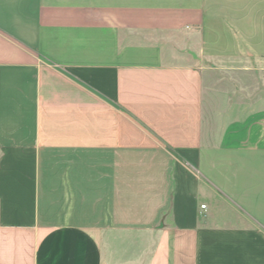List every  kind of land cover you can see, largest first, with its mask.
<instances>
[{
	"label": "crops",
	"instance_id": "crops-1",
	"mask_svg": "<svg viewBox=\"0 0 264 264\" xmlns=\"http://www.w3.org/2000/svg\"><path fill=\"white\" fill-rule=\"evenodd\" d=\"M0 264H264V0H0Z\"/></svg>",
	"mask_w": 264,
	"mask_h": 264
},
{
	"label": "built area",
	"instance_id": "built-area-1",
	"mask_svg": "<svg viewBox=\"0 0 264 264\" xmlns=\"http://www.w3.org/2000/svg\"><path fill=\"white\" fill-rule=\"evenodd\" d=\"M201 208L203 209V208H204V206H201Z\"/></svg>",
	"mask_w": 264,
	"mask_h": 264
}]
</instances>
